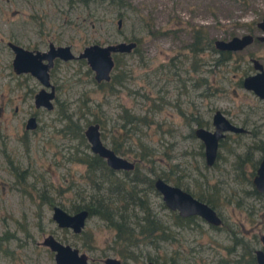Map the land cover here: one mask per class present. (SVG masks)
Segmentation results:
<instances>
[{"label":"rangeland","instance_id":"obj_1","mask_svg":"<svg viewBox=\"0 0 264 264\" xmlns=\"http://www.w3.org/2000/svg\"><path fill=\"white\" fill-rule=\"evenodd\" d=\"M124 2L0 0V264H55L52 250L41 242L48 232L84 251L89 264H105L107 255L117 257L118 264H143L147 258L165 264L171 258L182 264H235L240 252L244 264L246 249H264L259 238L264 232V193L245 191L250 184L241 172L247 175L250 163L243 161L242 171L234 161L246 148L250 159L257 157L260 150L255 144L264 145V99L240 82L252 71L251 56L264 67V39L253 36L221 62H216L210 47L195 54L188 47L191 28L196 26L205 31L210 44L215 37L263 33L256 20L264 14V0ZM132 36L137 37L136 48L118 55L110 73H120L121 79L111 89L94 82L83 57L56 60L49 76L55 93L52 107H38L36 124L23 126L33 106L32 92L26 88L35 90L39 83L12 70L6 39L39 49L47 40L68 43L76 53L88 42ZM123 108L144 119L127 121ZM214 108L245 130L226 131L217 143L214 161L206 164L202 143L190 132L197 119L199 125L211 128ZM61 112L70 113L82 127L85 119L99 118L102 142L116 143V152L136 160L139 172L177 175L191 193L212 191L220 223L212 225L196 214L187 224L173 223L176 211L163 203L156 189L146 188L154 215L170 230L155 242L137 240L123 258L111 246L113 229L97 214H87L78 232L57 225L50 216L51 205L72 211L69 203L77 199L73 187L90 189L83 176L84 163L69 157L75 149L91 152L88 142L59 129L65 119ZM139 141L150 153L137 160ZM4 151L25 168L22 181L14 182Z\"/></svg>","mask_w":264,"mask_h":264},{"label":"water","instance_id":"obj_2","mask_svg":"<svg viewBox=\"0 0 264 264\" xmlns=\"http://www.w3.org/2000/svg\"><path fill=\"white\" fill-rule=\"evenodd\" d=\"M119 17L116 19L119 22ZM256 25L264 29V14L256 20ZM257 38L264 39V33L256 34ZM252 39L249 31L241 34H231L227 38L215 37L213 43L217 48L237 49ZM12 50L10 60L14 71H29L40 82V86L33 92L34 104H42L46 108L51 107V98L54 93L53 84L48 79V67L52 64L54 56L61 59L83 57L95 80L107 79L113 65L112 53L115 51H128L135 44L134 39H118L109 42L92 41L85 43L74 53L68 43L47 42L45 49L28 48L11 40L6 41ZM252 65L256 69L241 77V84L252 90L256 95L264 97V67L252 57ZM47 86V87H46ZM212 127L195 125L193 133L202 143L203 159L206 164H211L216 155L218 139L225 131H243L245 127L232 122L219 108H214L211 113ZM33 116L27 117L25 126L33 127ZM83 135L88 142L89 149L104 158L105 163L112 168H132L133 159L127 158L115 152L110 146L102 142L99 136L97 121H88L82 129ZM252 186L264 193V148L261 150L256 165L250 175ZM153 187L160 193L163 203L170 209H174L180 215L198 214L210 224H219L221 217L216 209L206 201L194 196L187 189L169 182L159 175L152 179ZM88 211L85 207H79L72 211H66L57 203L51 205L50 216L59 226H66L73 232H78L84 223ZM260 240L264 242V233L260 234ZM41 242L50 250L55 264H89L84 251L76 246L62 241L48 232L41 238ZM253 257L257 264H264V249L254 247ZM105 264H118L119 259L112 255L103 258ZM143 264H163L161 261L146 259Z\"/></svg>","mask_w":264,"mask_h":264},{"label":"trees","instance_id":"obj_3","mask_svg":"<svg viewBox=\"0 0 264 264\" xmlns=\"http://www.w3.org/2000/svg\"><path fill=\"white\" fill-rule=\"evenodd\" d=\"M73 1V0H72ZM82 3H88L89 1H97L98 3H110L115 1L118 4L125 3L124 0H78ZM120 14V13H118ZM205 37V31L200 26L191 28V38L188 41V47L192 54H195L203 46H206L208 39ZM130 39L135 40V44L130 50L136 48L137 37L132 36ZM212 50L215 52L214 58L216 62H221L226 59L229 55V50L223 48H217L216 46L210 45ZM129 50V51H130ZM125 51H115L113 52V65L114 67L118 61V55ZM83 60V58H81ZM195 59V58H193ZM194 64V61L191 62ZM89 69V66L86 67ZM120 73H109L107 79L94 80L97 85L105 84L107 88H113L115 82H119L121 79ZM123 116L125 119L131 123L138 121V119H144L141 115L134 112H129L126 108H123ZM62 114L65 112H61ZM65 119L59 129L63 133H69V136L76 137L79 141L86 143L85 137L82 133V126L76 118H72L70 113L66 112ZM85 123L91 120H96L98 122L99 118L85 119ZM200 120L197 119V124H200ZM238 133V132H236ZM191 135L193 131L190 132ZM224 137L219 138L218 143L223 141ZM140 149L136 152L137 160L143 158L145 153H150V150L145 144L139 141ZM87 144V143H86ZM201 145V143H200ZM256 148L260 151L264 148L262 142L255 144ZM114 151L118 150L116 143L112 142L110 145ZM217 154V151H216ZM249 149H245L242 154H237L234 158L236 165L240 170L243 171L242 163L243 161H249L250 166L247 175L241 172L244 180L250 184L249 187L245 189L247 193H252L253 195H261L262 192L256 190L251 182L250 175L256 165L257 157L250 159L248 156ZM216 156V155H215ZM72 159L83 162L85 165V171L83 173L86 183L90 186L88 190L86 188L83 192V188L76 185L73 187L75 193L77 194V199L71 200L69 203V208L74 210L79 207L87 208L88 213H95L105 223L113 229V234L111 237V246L113 249L120 254L123 258L127 253L129 254L133 251L134 244L137 240H142L143 242H155L157 239L165 238L170 230L168 223H164L158 219L149 204L146 196V188L154 189L152 184V179L154 176H149L145 172H139L137 170L136 162L134 166L129 170H122L120 174L116 172L117 170L108 166L103 158L94 152L87 150H72L69 154ZM215 158V157H214ZM214 161V160H213ZM212 161V162H213ZM150 170H148L149 173ZM130 172V173H129ZM164 179L169 180L172 183L181 186L182 180L176 175L172 178L166 174H158ZM24 177V175H23ZM143 182L144 185L140 186ZM76 184V183H75ZM211 185V184H210ZM185 186V185H184ZM212 186V185H211ZM182 187V186H181ZM186 188V187H184ZM155 190V189H154ZM41 195L43 194L40 192ZM39 193V194H40ZM192 194L196 197L206 201L211 206L215 207L216 196L212 191L204 190H193ZM139 213L136 212V210ZM193 214L190 215H179L177 212H173V223L176 224H187L191 221ZM193 222V221H192ZM213 225V224H212ZM215 225V224H214ZM239 241L243 242L239 239ZM247 248V247H246ZM245 248V249H246ZM243 249L242 251H244ZM241 253L238 254L233 260L235 264H241ZM246 257L244 258V264H249L255 262L253 253L251 250L246 249ZM167 264H182L176 262L173 258L167 261Z\"/></svg>","mask_w":264,"mask_h":264},{"label":"flooded vegetation","instance_id":"obj_4","mask_svg":"<svg viewBox=\"0 0 264 264\" xmlns=\"http://www.w3.org/2000/svg\"><path fill=\"white\" fill-rule=\"evenodd\" d=\"M251 34H252V38H253V36H255V38H257V36L255 35V34H253L252 32H250ZM264 33V32H263ZM261 34V33H260ZM260 39H262V38H260ZM7 40H11V39H6V41ZM5 41V43L7 44V42ZM11 41H13V40H11ZM49 40H47V42H48ZM13 42H16V41H13ZM47 42H46V46H47ZM17 43V42H16ZM54 43V42H53ZM207 45H206V47H210V45H212V46H215L214 45V43H213V39H212V44H210V42H209V40L207 41ZM19 44V43H18ZM8 45V44H7ZM46 46L44 47V48H41V49H45L46 48ZM70 46V45H69ZM244 46V45H243ZM242 46V47H243ZM8 47H9V45H8ZM26 47V46H25ZM204 47V46H203ZM202 47V48H203ZM10 48V47H9ZM28 48H30V47H28ZM32 48H38V47H32ZM201 48V49H202ZM211 48V47H210ZM241 48V47H240ZM11 49V48H10ZM71 49V48H70ZM223 49H225V50H236V49H228V48H223ZM237 49H239V48H237ZM12 51V50H11ZM252 57H254V56H251L250 57V61H251V67H252V71H250V72H253L256 68L255 67H253V65H252ZM257 60H258V58L257 57H255ZM58 59H61V58H59V57H56V56H54L53 58H52V64L51 65H49V67H48V79H49V76H50V69H51V66L54 64V62L56 61V60H58ZM11 60V59H10ZM61 60H66V59H61ZM259 61V60H258ZM260 62V61H259ZM260 64H261V62H260ZM11 65V64H10ZM262 65V64H261ZM262 67H263V65H262ZM13 70V69H12ZM14 71V70H13ZM14 72H16V71H14ZM19 72H25V73H27L28 75H31V76H33L36 80H37V78L34 76V75H32L29 71H18V72H16V73H19ZM250 72H248V73H250ZM246 74V73H245ZM243 76V75H242ZM23 78V79H22ZM20 79H22L23 81L25 80V77H21ZM18 81V80H17ZM38 81V80H37ZM49 81H50V79H49ZM240 82H241V80H240ZM38 83H39V86L41 85L40 84V82L38 81ZM51 83L53 84V89H54V83L51 81ZM38 86V87H39ZM37 87V88H38ZM47 87V86H46ZM36 88V89H37ZM35 89V90H36ZM34 90V88L33 87H27L26 88V91L27 92H29V93H31V95H32V108L28 111V113H27V115L25 116V119H24V121H23V126L24 127H26L25 126V122H26V119H27V117L28 116H30V115H32L33 116V121H34V125L36 124V119H38V113H37V110H38V107H44L45 109H50L51 107H52V105H51V107H49V108H46L44 105H42V104H34V102H33V92L35 91ZM254 93V92H253ZM255 94V93H254ZM256 95V94H255ZM257 97H259V98H261V99H264V97H260V96H258V95H256ZM55 97V93H53V96H52V98H51V101L53 100V98ZM54 100H55V98H54ZM93 121H96V120H93ZM210 121H211V115H210ZM86 124V123H85ZM33 125V126H34ZM199 125V124H198ZM83 129V128H82ZM192 131H193V129H192ZM234 132H241V131H234ZM83 133V132H82ZM226 133V131L224 132V134ZM194 134V133H193ZM224 134H223V136H224ZM223 136H221V137H223ZM220 137V138H221ZM219 140V139H218ZM87 141V140H86ZM218 143V142H217ZM111 147V146H110ZM112 148V147H111ZM113 149V148H112ZM92 152V151H91ZM116 152V151H115ZM261 152V151H260ZM2 154H4V157H5V160H8V161H11V158L8 156V154H6V152L4 151ZM260 154V153H259ZM103 158V157H102ZM133 159V158H132ZM103 160H104V158H103ZM136 162V160H134L133 159V166H134V163ZM11 168L9 169L12 173H13V175H14V178H13V180H14V182L16 181V182H19V181H22L23 179H24V177H23V175H24V173H25V168H21V167H19L17 164H15V162H12L11 161ZM132 166V167H133ZM112 168V167H111ZM113 169H115V170H129L128 168H123V167H119V168H113ZM131 169V168H130ZM161 177V176H160ZM163 178V177H162ZM164 179V178H163ZM166 180V179H165ZM175 184V183H174ZM180 186V185H179ZM155 189V188H154ZM177 212V211H176ZM180 215V214H179ZM188 215H190V214H188ZM196 215H198V214H196ZM183 216H185V215H183ZM199 216V215H198ZM214 225V224H213ZM261 233H264V232H261ZM260 233V234H261ZM260 234H259V238H260ZM262 242V241H261ZM257 247V246H256ZM261 247V246H260ZM263 249V248H262ZM252 250H253V248H252ZM147 259H149V258H147ZM151 259H154V258H151ZM155 260V259H154ZM163 263V262H162ZM256 263V262H255ZM163 264H165V263H163ZM257 264V263H256Z\"/></svg>","mask_w":264,"mask_h":264}]
</instances>
